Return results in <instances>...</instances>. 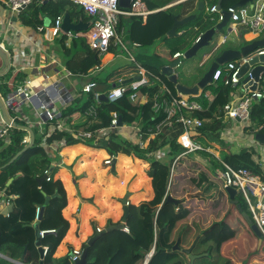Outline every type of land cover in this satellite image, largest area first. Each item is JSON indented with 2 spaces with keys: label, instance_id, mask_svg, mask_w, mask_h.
<instances>
[{
  "label": "trees",
  "instance_id": "obj_1",
  "mask_svg": "<svg viewBox=\"0 0 264 264\" xmlns=\"http://www.w3.org/2000/svg\"><path fill=\"white\" fill-rule=\"evenodd\" d=\"M200 1L206 2L210 7L217 6L219 2V0ZM240 1L242 0H224L222 4L223 9L228 10ZM39 2H43V5H40L43 16L38 21L37 26L44 25V17L53 16L56 19L66 13L70 15L71 21L74 23H78L81 18L85 21L88 19L83 10H77L76 8L78 7L68 1L35 0L34 4ZM195 2L196 0H191L185 4L192 3L194 5ZM34 4L30 7H33ZM179 6L181 5L159 12L154 16H157V19L161 21L173 23L175 14V10L173 9ZM196 12L198 13L197 18L191 24L184 27L186 30L184 34L169 38L167 30L158 35L164 39L163 44H161L164 56H156V59L161 63L159 65H143L150 75L159 77L174 96L178 94L176 87L162 73V69L167 65H171L176 60L174 56L177 53L185 54L190 50L198 36L213 29L219 21L216 14L204 16V12ZM151 16H148V19ZM21 17L24 20L23 25L32 26L26 12L22 13ZM148 24L149 22L144 27H147ZM195 26L198 28L196 32H194ZM122 27V18L120 17L117 28L119 32H121ZM191 37V42L187 44V41ZM55 42L59 45V50L64 54V64L73 75H87L100 61V57L90 49L82 38L73 39L70 46L67 45L68 38L66 35L55 38ZM243 44L246 46L250 42L244 41L239 47H244ZM223 47L220 49L219 55L225 50ZM10 50L8 48L9 53H12ZM111 52L112 49L110 47L109 53ZM129 70H131L133 77L136 78L138 67L133 65L129 67ZM195 71L196 76L192 77L189 85L183 84V81L180 79L181 75L179 83L189 88L194 87L196 81L205 72V69L202 67V69L198 68ZM121 74L123 73L119 71L116 74L110 75L108 81L100 83L101 88H98V83H96L95 92L102 94L106 98V100L103 97L100 98V104L95 101L93 94H86V100L83 101L84 98H82L74 102L73 106L70 107L71 111L67 114V116H70V121H68L70 128L75 132H90L93 135L92 139L81 142L74 134L58 130H53L50 135L47 133L42 135L37 127H33L32 130L36 137L34 146L12 164H9L10 161L29 145V132L13 127L8 141L0 143V193H3L6 199L16 197L12 201L14 209L9 217L0 214V253L14 260H21L24 264H72L68 257L54 258L57 248L69 230V223L63 216V211L67 206L66 190L60 180L54 181L52 177L51 181L45 180L40 183L43 177H45V172L50 171L53 166V159L48 154L46 148L64 140L65 144L63 146L65 147L81 143L90 147L105 149L114 154H123L129 157L135 156L147 163L149 162L150 169L148 170V176L152 178L156 194L155 199L150 203L140 206H129L130 213L126 225L128 231L114 230L101 237L89 248L87 264H139L154 247L155 253L149 264H192L189 256L182 250L191 248L196 239L198 240L192 250V254L203 256L196 259L193 264H234L233 259L239 264H253L254 260L257 259L264 261V241L259 247L258 237L253 233L251 226L247 223L245 217H243V213H247L250 216V212L247 205L242 203L239 197H236V199L239 201L242 210L240 211L237 209V205H234L227 213L222 226H228L227 223L231 219L233 210L238 211L242 218L233 219V227H228L232 232L233 239L241 234L242 240H238L241 243L237 241L224 248L223 244L228 242V240H232V238L226 239V242L218 241L215 239V235L211 234L214 231L211 228L212 226L210 227L211 230H209L210 228L206 229L207 217H197L196 219L189 217L191 211L186 207L188 202L193 200L206 202L207 200L205 199L213 195L217 200L221 196L224 197L225 193H223L221 184L217 179V173L220 171L221 165L212 155L198 152L200 156L202 155L212 164L211 172L202 171L190 179V185H192L193 189H197L195 193L201 191L202 197L187 199L188 195H192L188 193L183 197L176 196L173 186L175 187L177 184L176 180L179 173H176L175 168H177L176 166L179 163L174 168L172 181H170L169 170L173 166L175 156L181 152V147L177 142L179 136L182 134L181 125L174 121L171 127L166 126L161 133H158L156 128L164 121L165 117L163 114L154 113L151 101L155 96H158L160 100L169 99V95L161 89L160 85H156L152 88L142 89L139 93L140 99L135 103L130 101L128 95L116 103H109L104 93L113 88L108 85L109 81L113 78L118 80L116 76ZM10 76H12V73L11 75L7 74L4 76L7 79L3 81V98H6L12 92L7 84ZM153 77L150 78L151 81L154 80ZM25 78H27L26 73L22 72L18 74L16 77L17 84L24 82ZM0 81H2V78H0ZM236 90L237 88L225 85L223 79H220L216 84L210 85L204 90V92L211 91L215 94V100L211 104L206 101L203 94L198 98H193V100L198 101L205 108L203 112H194L192 114L185 112L186 116L199 118L205 122L204 127L196 130L200 134L195 138L196 142L204 145V147H208L210 143H207L205 136H212L216 139L220 138V135L226 130L227 125L224 118L225 107L231 101L232 95L237 92ZM261 90L264 91V82L261 84ZM144 96H148L150 99L146 104L141 103V99ZM91 107L96 108L95 118L87 116V111ZM9 113L12 118L15 117V112L10 111ZM114 113L119 116L122 125L129 126L135 124L137 126L142 139L144 141L149 140L147 149L143 150L137 145L122 142L116 134H111L109 140H97L99 131L111 124ZM74 115H77V118L71 120ZM57 122L58 120L55 121L56 124ZM16 123L26 126L21 121H16ZM245 130L253 137L256 134H264V98L253 103L250 113V125L245 127ZM154 134H157L155 138H151ZM44 144L47 145L45 146ZM166 146L170 148L174 156L171 165L169 163L156 162L150 156L152 153ZM219 153L221 159L235 169L245 168L251 170L261 175L264 179V172L259 162V154L254 147L245 148L239 154H232L228 145L225 144L219 149ZM51 174L50 176H52ZM10 180H13V182L8 185ZM168 195H171L176 200H180L179 204L168 203ZM47 197L53 198L46 207L41 220L36 221V210L38 207L42 208L45 205ZM177 208H180V212H176ZM166 214L171 215V218L165 220ZM34 224H38L40 231L55 230V233L46 234L41 238L42 247L48 249L47 255L43 259H40L39 251L35 245L36 231L32 227ZM243 228L245 231L242 233ZM178 242L180 249L174 250ZM86 247L87 245H84L83 249ZM25 251L26 255L22 260ZM204 254H208V256H204ZM198 261H201V263H198ZM0 264L13 263L0 259Z\"/></svg>",
  "mask_w": 264,
  "mask_h": 264
},
{
  "label": "crops",
  "instance_id": "obj_2",
  "mask_svg": "<svg viewBox=\"0 0 264 264\" xmlns=\"http://www.w3.org/2000/svg\"><path fill=\"white\" fill-rule=\"evenodd\" d=\"M145 1L148 10L151 12L149 17L151 15L153 16H151L150 19H148V17L145 20L142 18L141 24L136 23L135 29L133 30L132 34H129L128 31L124 30V27H122L121 32L118 31V34L121 37L123 45L126 47L127 51L124 48H120L119 46L116 47L114 44H112V52H108L106 55L100 57V61L98 62V64L94 68H92L89 73L85 76L73 75L64 64V54L62 53V51L59 50V45L56 43L57 45L51 47V45L48 44L49 42H53L55 38L45 37L43 33H40L38 31L39 27H45L46 29L50 27V25H52L55 21L53 17H44V25L36 26V29H34L32 26L26 27L21 23L19 14H21L23 11L17 15H12L4 8L0 7L4 12L0 27L5 29L9 23H12L15 28H17V30L21 32V37L17 42H13V38H10L8 42L9 48L11 49L10 51L13 52V49L17 48L21 58H26L27 56L31 57V65H35L29 68L27 71L14 73L13 71H11L12 69L10 68L9 63L8 69L3 75L0 76V78L6 76L7 74L11 75L12 73V76H10V79L7 81L8 87L12 90V92L6 98H3L2 94L4 93L2 89L4 82L0 81V99L2 100V102L6 103L9 96L13 94V92L17 88L23 85L24 82L17 84L18 82H16V77L18 76V74L24 72L27 74V78H25V80H27L28 78L31 80V89L34 92H37L38 90H41L43 87L48 85H57L66 91L68 95L66 97H70V99L65 104L56 103L55 110L56 112H59L58 118L61 119V123L65 127L70 128V125L68 123V121H70V116H67V114L71 111L70 107L73 106V103L78 100H81L84 97L82 89L85 85L91 82H95L98 83V88H101L100 81L104 79L105 80L102 82L108 81L110 75L114 73L116 74L119 71L123 74L116 76L118 80H116V78H113L111 81H109L108 85L112 87H114L115 85H121L125 81H129L135 78L133 77V74H131V70H129L128 65H140L143 67V65H159L161 63L159 60L156 59V56H164V52L161 48V44H163L164 39L163 37L158 35L163 31L168 30L169 32L173 26L174 21L173 23L169 21H161L157 19V16L154 15L159 12L176 7L178 5L181 6L174 8L173 10H177L174 16L179 15L180 20L191 15H198L196 11H198L199 13L204 12V16L214 14L208 13L207 10L208 8H210V6L206 2L200 0H196V5L194 4L197 7L192 5V3L185 4L191 0H151L152 3L147 0ZM201 2L204 3V8L202 11H199V3ZM35 4L42 6L43 2ZM62 17H64V15H62ZM121 18L123 25L124 18L138 20V18L141 17L121 16ZM89 21V17L87 21L84 20V22ZM148 22V26L144 27ZM218 24H220L219 21ZM138 26L140 28H137ZM184 27L178 29V36L185 33L186 30L184 29ZM194 30V32H196L198 31V28L195 26ZM203 34L204 33H201L198 37H202ZM231 34L234 35V38L232 39V41H229L228 37ZM263 35L264 32H246L241 27H236L229 24L228 36H226V32L224 29L220 35H217L216 43L213 46L210 45V48L206 47L200 50L195 56V58L192 59V63L189 64L197 65L199 69H202V67L205 69V72L202 74L201 77H199V79L196 81V84L200 81L203 75L210 69L211 65L214 63L215 59L217 58V55H219L220 53V50H217V48L218 46L222 45L225 38L227 41V45H225L223 49L238 50L240 49L239 45L242 42H250L251 44L254 41L263 39ZM66 37L68 38L67 45L69 46L71 45L73 39L81 38L77 36L69 38L67 35ZM191 40L192 37L190 38V40L187 41V44L190 43ZM196 40L194 44L196 43ZM243 46L245 45L243 44ZM123 52L128 57H125L123 54H121ZM179 54H183L184 56V53ZM178 59L184 60V57ZM182 64L184 65L183 62ZM18 65L21 64L19 63ZM3 67V61L0 58V70L3 69ZM189 71V76L184 79L186 81L183 82V84L185 85H189L191 83L190 81L192 80V77L196 76V71L194 70V68H191ZM236 91L239 93L240 89L238 88ZM107 92L108 91H106L105 93ZM142 102L144 103L143 100ZM9 112L10 110L7 109L8 116L12 118ZM16 115L17 113L15 114V116ZM18 115H25L28 118L29 122L31 123L29 126L30 128L37 127L41 134H52V124H46L45 126H43L42 129L37 126V109L33 106L32 103L25 104L22 107L21 114ZM1 117L4 120L2 110L0 112V122ZM75 118H77V115L72 116L71 120H74ZM225 121L227 125L226 130L221 134H224L223 136L220 135V138L218 139L213 138L212 136H205L207 143H210L212 145L209 144L208 147H204V145L202 144L200 145H202L204 148L210 149L220 159L221 157L219 149H221L222 146L225 144L228 145L232 154H239L245 148L254 147V149L259 154V162L264 172V146L256 142L255 137L248 133L245 130V127L242 126L239 121H234L227 118ZM24 124L27 125L26 122H24ZM56 125L57 124L55 123V126ZM122 130V135L124 136V139L121 141L137 145V133L132 128L128 127H124ZM118 133L121 134V132L118 131H115L112 134L117 135ZM46 150L53 159V171L51 177L54 181L60 180L63 183L67 193V206L63 211V216L69 223V230L64 240L56 250V253L54 255L55 259L64 257H68L70 259V254L74 250L83 248L84 245H87L89 240L95 235V233H97L96 228L101 229L102 232L110 223L114 225L121 223L124 216L123 201L125 199H127L129 206H140L146 203H150L155 199L156 194L153 188L152 178L148 176V170L150 169L149 162L147 163L146 161L141 160L135 156L129 157L123 154H114L105 149H98L81 143L67 147L63 145H56L53 147H47ZM160 151V153L165 154V157L158 161L155 160V158L153 157L152 159L159 163L172 164L171 162L174 156L173 153L170 151V148L166 146ZM118 155H121L119 165L117 164ZM195 156H198L200 159L195 160ZM111 157L113 158V165L106 166L104 163L105 160ZM189 157L194 159L196 162L202 164L203 162H205V160H207L202 155L200 156L199 153L195 155H189ZM111 173H113L114 175H111ZM221 188L227 194L226 190H224L222 186ZM15 199L16 197L14 196L13 200ZM230 205V209H232L234 205L231 203V201ZM187 206H189L188 203L186 204V207ZM8 208L9 207H7L6 205V198L4 197V194L0 193V214L3 215L4 211H7ZM234 211L235 210L232 211L231 219L227 223L229 227H233V219H237L238 215L240 216V214L237 212L233 213ZM176 212H180V208H177ZM226 215L227 214L225 213V216L221 219L222 222L225 219ZM189 217L193 219L194 215L192 216V214L190 213ZM35 225L36 224L32 225V227L34 228ZM208 228L209 227H207L206 229ZM244 231L245 229L243 228L242 233ZM239 236H241V234ZM232 240L234 239L232 238ZM232 240H228V243L226 242L227 244L224 243V248L238 241ZM261 245H259V247ZM25 255L26 254L24 252L22 260L24 259L23 257H25ZM44 257L45 256L43 255V258ZM0 259H3L13 264H24L21 260H14L6 255H3L2 253H0ZM40 259H42L41 256ZM233 263L239 264L234 259Z\"/></svg>",
  "mask_w": 264,
  "mask_h": 264
},
{
  "label": "built area",
  "instance_id": "obj_3",
  "mask_svg": "<svg viewBox=\"0 0 264 264\" xmlns=\"http://www.w3.org/2000/svg\"><path fill=\"white\" fill-rule=\"evenodd\" d=\"M49 1V0H45ZM72 3L75 6L81 7L82 10L89 16L91 27L84 32L80 33H68L66 34L63 29L64 17L59 16L55 19L54 23L50 25L47 29L45 27H39L38 31L43 33L45 37L57 38L62 35H67L69 38L74 36L81 37L85 40L86 44L90 49L96 53L99 57L106 55L109 52L110 47L114 44L116 47L124 48L122 39L118 34V24L121 16L129 17H141L144 20L148 18L151 12L148 10L145 0H131L130 8L125 10L119 5L120 0H65ZM35 0H0V7L4 8L6 11L12 15H17L31 6ZM208 13L218 14L219 23L224 21L223 10H218L217 6L208 8ZM226 12L231 14L230 24L232 26L241 27L246 32H264V0H254L252 4H248L242 8L230 7ZM74 34V35H73ZM21 37V32L15 28L12 23L3 29L0 27V47L9 54L10 57V68L14 73H19L21 71H27L29 68L35 66L31 65V57L21 58L18 49H13L12 53H9L8 42L10 38H13V42H17ZM198 37L196 43L200 40ZM226 38L222 44H225ZM264 56V48H258L253 53L247 57H242L233 62H229L222 65L216 72L214 76V83L216 84L220 79H223L225 85H231L235 88H239L240 91L235 92L232 95L231 101L225 107L224 118L239 121L242 126L247 127L250 125V113L251 107L254 102L259 101L264 98V91L261 90V84L264 82V73L261 74L259 81L257 82L253 75L252 69L245 74L243 78L240 76V71L242 67L250 63L253 59ZM183 57V54H176L174 59ZM21 65H18V64ZM138 67V75L132 80L131 83L127 85H115L111 90L105 93L107 101L109 103H116L123 99L126 95L129 96L131 102L135 103L140 99V91L144 88H152L156 85H160L161 89L169 95V99L160 100L158 96L151 99L153 103V109L155 114H163L165 119L156 128L158 133H161L163 128L166 126H172L174 121L181 125L182 134L179 136L177 142L181 147V152L175 157L172 166V174L174 172L175 166L181 161L182 158L197 154L198 152H206L215 157L219 164L221 165V171L218 173V179L222 182V187L224 190L232 188L241 194L245 204L250 212V217L258 228L262 239L264 240V179L261 175L252 172L251 170L241 168L235 169L227 162L221 160L216 156L210 149L204 148L200 143L195 141V138L200 134L196 131L199 128L204 127L205 122L201 121L199 118H192L185 115V112L192 114L194 112H203L205 108L198 101L193 100V98H198L202 96L206 99L209 104L215 100V94L211 91L204 90L199 96H182L177 94L174 96L166 85L163 84L159 77H153L150 73L142 66L136 65ZM153 77V81H151ZM249 78L247 83H244V79ZM212 84V85H213ZM32 82L28 78L24 81L23 85L17 88L13 94L9 96L6 103V109L17 113L14 118H11L13 122L21 121L26 122V126H30V122L25 115L21 114L22 107L25 104L32 103L37 109V126L40 129L46 124H52V130H58L60 132H68L74 134L81 142L84 140L92 139L93 135L90 132L78 131L75 132L73 129L65 127L61 123V119L58 118V113L55 110L56 103L65 104L68 102L70 97L66 91L57 85H48L43 87L41 90L34 92L31 89ZM256 89L253 90V87ZM97 84L91 82L85 85L82 89L83 95L93 94L96 102L100 104V98L103 97L102 94L95 92ZM144 101V103L142 102ZM150 99L145 96L141 99V103L146 104ZM1 112V109H0ZM87 116L90 118L96 117V108L91 107L87 111ZM58 120L55 126V121ZM60 121V122H59ZM120 118L114 113L112 115L111 124L99 131L97 135V140H109L110 135L115 131L122 130L124 127L132 128L138 137L137 146L140 149H147L149 145V140L144 141L142 136L139 135L140 130L135 124L133 125H119ZM35 124V123H34ZM35 124V125H36ZM13 126L7 124L1 117L0 122V143L7 142L11 129ZM44 135V133H42ZM157 134L152 135L151 138H155ZM224 135V134H223ZM221 135V136H223ZM64 140L58 143H54L53 147L56 145H64ZM45 146L47 144H44ZM157 151L152 153L150 156L155 158V160H161L165 157L164 153ZM106 166L113 165V158H108L105 160ZM47 175V181H51V176L49 171L45 172ZM172 177V176H171ZM13 197L6 199L7 207L12 205ZM129 206V203H127ZM41 214V208L38 207L36 210V221H39ZM8 212L6 217H9ZM126 232L128 231L125 229ZM96 232L100 233L101 229L96 228ZM55 233V230L51 231H41L40 237L43 238L46 234ZM43 248V247H42ZM44 256L47 255L48 249L43 248ZM155 253V247L146 255L145 259L139 264H149L151 258ZM83 254V248L76 249L72 252L70 257V262L75 264L77 260L81 258Z\"/></svg>",
  "mask_w": 264,
  "mask_h": 264
},
{
  "label": "water",
  "instance_id": "obj_4",
  "mask_svg": "<svg viewBox=\"0 0 264 264\" xmlns=\"http://www.w3.org/2000/svg\"><path fill=\"white\" fill-rule=\"evenodd\" d=\"M223 1L224 0H219L218 4H217V8L218 10H223V14H224V21L221 22L220 24H218L215 28L207 31L206 33H204L202 35V37L200 38V40L195 43L193 45V47L188 50L185 54H184V59H192L194 58L198 52L206 47H209L212 42L214 41V38L217 35H220L223 30L229 26L230 24V19H231V14L226 12L223 9ZM254 0H242L239 3L235 4L233 7L234 8H242L247 6L248 4H252ZM130 3L131 0H120L119 5L122 9H129L130 8ZM204 8V3L201 2L199 3V11H202ZM197 18V15H191L189 17H186L182 20H180V16H174L173 17V26L171 28V30L168 32V36L169 37H176L178 36L177 31L179 28L184 27L190 23H192L195 19ZM91 22H84L83 18L80 19L78 24H74L71 21V17L68 13H66L64 15V21H63V25H62V29L63 31L68 34L70 32H75V33H80V32H84L87 31L90 27H91ZM218 44V43H217ZM225 44H222L221 46H218L217 50H220ZM258 48H264V38L258 41H254L253 43L246 45L244 47H241L238 50H234V49H227L222 51V53L215 59L214 63L211 65L210 69L203 75V77L200 79V81L192 88H189L187 86H184L182 84L179 83V79H178V74H176V70L178 68L181 67L183 60L182 59H176L171 65L165 66L162 69V73L168 77L169 81L171 83H173L176 87L177 93L181 94L182 96H193V97H197L200 95V93L205 90L208 86L212 85L214 83V76L217 72V70L222 66L225 65L229 62H233L235 60H238L242 57H247L248 55H250L251 53H253L255 50H257ZM0 58L3 61L4 67L3 69L0 70V76L3 75L5 73V71L8 69L9 63H10V57L9 54L4 51L1 47H0ZM253 67L252 69V75L254 77V79L258 82L260 79L261 74L264 73V56H260L257 57L255 59H253L250 63L244 65L240 71V76L241 78H243L245 76V74L250 70V68ZM133 79L129 80V81H125L123 83V85H127L129 83L132 82ZM249 81V78L244 79V83H247ZM256 89V86L253 87V90ZM103 99L106 100L105 97H103ZM0 108L2 110L3 113V117H4V121L7 124H11L14 128H21L24 129L26 131L29 132L30 134V143L29 145L20 153H18L11 161L9 164H12L13 162H15L22 154H24L27 150H29L30 148H32L35 144V133L32 130V128L28 127V126H21L18 125L16 122H13L12 119L8 116L7 114V109L6 106L4 105V103L2 102V100L0 99ZM119 125H122V121L120 119ZM255 140L256 142H258L260 145L264 146V134H256L255 135ZM53 171V167L50 169L49 174H51ZM47 175H45V177H43V179L41 180L40 183H42L43 181L47 180ZM13 182V180H10L8 185H10ZM226 192L230 198V201L233 205H237V208L241 211V205L239 204V201L236 199V197L238 196V192L232 188H228L226 189ZM200 194H195V195H188V199H191L192 197L195 196H199ZM53 197H47L46 198V202L45 205L41 208V214H40V218L39 221L41 220V218L44 215V212L46 210V207L49 205L51 199ZM167 202L168 203H174V204H179L180 200H176L174 199L171 195L167 196ZM127 199H125L123 201V205H124V216L122 219V222L119 224H110L106 227L105 230H103L100 233H95V235L89 240V242L87 243V247L84 249L83 254L81 256V258L79 260H77L75 262V264H87L88 263V250L91 246H93L101 237H103L105 234H107L108 232L114 231V230H118V231H126V225H127V220L129 217V206H127ZM13 210V205H11L7 211H4L3 215L6 216L7 213H11ZM244 217L246 218V220L248 221V223L251 225L252 231L255 233V235L258 237L259 239V245L262 244L263 240H262V236L258 230V228L256 227V225H254L251 217L247 214V213H243ZM35 231H36V246L38 247V251L39 254L41 256V258L43 259V248H42V243H41V237H40V229L38 227V225L36 224L34 226ZM198 240V239H197ZM197 240L194 242L193 246L189 249H184L182 250L185 254H187L189 256V259L191 261V263L193 264L194 261L202 256H196L192 254V250L194 248V246L196 245ZM179 250V242L175 245L174 250ZM26 254V251H25ZM70 256H72V253L70 254ZM204 256H208V254H204ZM24 258V257H23Z\"/></svg>",
  "mask_w": 264,
  "mask_h": 264
},
{
  "label": "rangeland",
  "instance_id": "obj_5",
  "mask_svg": "<svg viewBox=\"0 0 264 264\" xmlns=\"http://www.w3.org/2000/svg\"><path fill=\"white\" fill-rule=\"evenodd\" d=\"M147 1H150L152 3L151 0H147ZM55 3H57V1H55ZM195 7H197V6H195ZM76 9L79 11H82L81 7H78ZM25 12L28 14L29 21L32 23V27L34 29H36V26L38 25V21L43 16V11L41 10V6L38 4H35L33 7L29 6V8L25 9L24 12H22V13H25ZM176 12H177V10H175V13ZM21 14H19V18H20L21 23H23L24 20H23V17H21ZM3 16H4V12L0 8V24H1V20L3 19ZM141 21H142V18H138V20H136V19L131 20V19L124 18V24H123L124 30L128 31L129 34H132L133 30L135 29V24L141 23ZM26 27H30V26L26 25ZM137 28H140V27L138 26ZM225 32H226V36H228V27L225 28ZM216 38H217V36L215 37L214 41L212 42V44H211L212 46L216 43ZM233 38H234V35L231 34V35H229L228 40L232 41ZM48 44L51 45V47H54L55 45H57L55 40L53 42H49ZM210 47L211 46H209L208 48H210ZM121 54H123L125 57H128L124 52ZM192 59H184L183 60L184 65L182 64L181 67L178 69L177 73L179 74V78H180V75L182 76L180 79L183 82H185L186 80H184V79H186L189 76L188 73L190 72L189 70L191 68H194V70L198 69L197 65H189L192 63L191 62ZM128 66L130 67L133 65H128ZM6 79H7V77H2V81H6ZM104 80H102V81H104ZM102 81H100V82H102ZM83 98H84L83 99V101H84V100H86L87 96L85 95ZM118 132H121V134L118 133L117 137H119V138H121V140H123L124 139V136L122 135L123 130H118ZM187 158H189V159H187ZM120 159H121V155H118L117 156V160H118L117 164L118 165L120 164ZM184 159H182V161H180L179 164L176 166L177 168H175L176 173H179L177 180H176L177 184L175 187L173 186L175 194L178 197L186 196L187 193L192 194V195L200 194L199 196H195L194 198L202 197L201 191L195 193V190L197 191V189H193L192 185H190V179L193 176L198 175L202 171H207V172L210 171L211 172L212 171V164L209 160H205V162H203V164L196 162L195 160L200 159L198 156H195V160L190 158L189 156H187ZM111 175H114V174L111 173ZM169 177H171L170 181H172L173 180V174H172V168L171 167L169 170ZM219 182L222 186V182L221 181H219ZM223 193H225V192L223 191ZM237 197H239L241 199L242 203L245 204L241 194H238ZM205 200H207V201L206 202H201V200L200 201L199 200L190 201V202H188L189 206H187V208L190 209L192 216L194 215V219H196L197 217H199V218H202V217L206 218L207 217L206 226L209 228L212 226L211 228L214 229V231L211 234H214L215 239H217L218 241H225L226 242V239H231L233 237L231 230H229V227L228 226H224V227L222 226V220H221L225 216V213L227 214L231 208L229 196H228V194L225 193L224 197L221 196L219 200H217V198H214V195L207 197V199H205ZM236 212L239 213L238 211H234L233 213H236ZM169 213H171V212H169ZM240 217H241V215L237 216V218L241 219L242 217L241 218ZM170 218H171V215H167V214L164 217L165 220L170 219ZM217 218H220V219H217ZM211 228L209 230H211ZM240 238L241 237L238 236V238H236L232 241L242 240V238L241 239ZM159 239H160V236H159ZM238 243H241V241H238ZM198 263H201V261H198ZM253 264H264V261L262 259H257V260H254Z\"/></svg>",
  "mask_w": 264,
  "mask_h": 264
}]
</instances>
